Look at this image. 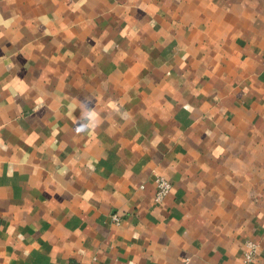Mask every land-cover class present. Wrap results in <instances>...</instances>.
Instances as JSON below:
<instances>
[{"label":"crops","instance_id":"0c3cea01","mask_svg":"<svg viewBox=\"0 0 264 264\" xmlns=\"http://www.w3.org/2000/svg\"><path fill=\"white\" fill-rule=\"evenodd\" d=\"M248 239L264 264V0H0V264H238Z\"/></svg>","mask_w":264,"mask_h":264},{"label":"built area","instance_id":"2783aa9c","mask_svg":"<svg viewBox=\"0 0 264 264\" xmlns=\"http://www.w3.org/2000/svg\"><path fill=\"white\" fill-rule=\"evenodd\" d=\"M156 183V191H155V200L162 201L169 194L172 189L173 183L172 181L164 175L158 174L155 177ZM113 218L119 220L117 214L113 215ZM258 250V243L253 239H248L245 243V249L243 252V256L241 262L238 264H250L256 258Z\"/></svg>","mask_w":264,"mask_h":264}]
</instances>
